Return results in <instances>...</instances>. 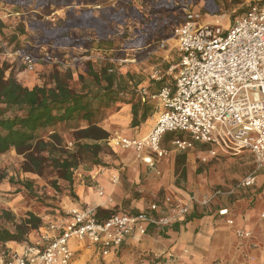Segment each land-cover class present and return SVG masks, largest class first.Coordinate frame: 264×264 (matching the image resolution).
Listing matches in <instances>:
<instances>
[{
    "label": "rangeland",
    "instance_id": "1",
    "mask_svg": "<svg viewBox=\"0 0 264 264\" xmlns=\"http://www.w3.org/2000/svg\"><path fill=\"white\" fill-rule=\"evenodd\" d=\"M216 1L221 7L218 14L205 13L208 7L205 0H73L69 4L52 6H39L36 2L18 6L8 3L6 0H0V66L6 69L7 78L13 76L23 86L28 80L30 86L34 85V87L51 85V76L55 71L62 73L70 71L72 88L77 91L85 88L94 89L98 85L94 76L89 73V69L100 74L104 68H113L121 75L130 73L132 75V80L128 81L130 90L150 87L151 83L155 81L152 76L158 71L161 72V80L166 79L162 86L165 84L173 86L174 72H170V69L178 63L179 56L174 48L175 42L171 39V32L163 31L167 25L176 22L188 8L201 11L205 22L218 21L224 28H227L240 15L238 14L240 10L244 9L245 11L250 4L259 3L262 0ZM85 11L92 12L93 17L102 22L107 30L105 37L99 36L100 28H73V36L85 41L81 47H55L41 42V36L46 30L56 29L71 17L82 16ZM21 29L24 30L22 35L19 34ZM13 36L18 37L19 43L24 42L25 39L27 41L25 45L35 50L34 52L41 54L46 51L63 61L64 64L43 63L39 65L35 73H27L19 61L7 57L3 53L1 44H8ZM144 37L147 38V41L142 44L143 46L126 48L134 40ZM153 38L169 40L167 49L155 50ZM102 40L113 44V52L109 53L113 58H106V56L100 58L98 56L101 54L97 53L90 56L92 53H90L91 42L94 45ZM121 60L125 62L121 64ZM136 83H139L137 87H135ZM101 85H105L104 82H101ZM130 98L128 96L125 100L128 101ZM124 107L119 106L118 103L112 104L110 108L103 109L100 113V126L104 128L107 122L113 125L110 132L108 131L110 133L109 140L117 136H128L123 131L125 127L118 122H112L113 117H111L121 112ZM154 115L149 118L148 125L153 124ZM145 124L147 125V123ZM81 125L86 126L85 123ZM58 128L68 145L67 148L73 149L75 143L73 128L66 125H60ZM175 136L169 134L164 138L163 146L168 151H172L171 142ZM182 156L185 158L183 159ZM138 158V155L133 151L113 149L108 146L101 154L104 166L93 167L90 170H86L85 166H80L74 173L73 183L70 184L61 179L50 167L40 175L26 172L22 168L24 155L13 149L0 156V210L10 211L17 222L27 219L30 213L42 219V227L38 231H31L28 235L31 243H35L42 237V228L48 223L44 222L48 220L46 216L49 215V212L55 208L66 212L74 206L85 207L89 203L83 201L81 197L89 191L103 199V204L97 209H107L105 211L109 214L124 210L135 211L136 209L146 211L151 203L160 201L164 197L165 188L162 183L168 179L167 166L173 159V154L169 152L162 158V161L154 167L156 169L144 168ZM179 159L181 160V170L179 167V172H177L180 176L179 179L182 178V170H184L186 179L190 177L192 182L203 179L208 185L223 193L212 199L210 204L205 207L194 206L199 209L196 212L198 215L202 211L206 213L215 209L220 201L221 203L224 200L227 201L229 197L226 193L231 188L236 189V192L244 196L245 193L243 189H239L242 188L239 187V184L246 175L255 169L254 161L249 154L225 157L220 161L202 165L197 159L196 151H191L185 154L180 153L175 158V174ZM192 166H197V169L193 171ZM259 174L258 172L257 176ZM29 182L32 184L31 189L25 185ZM178 182L176 181L175 184ZM214 191L212 189L204 196H208ZM100 192H103V196L99 195ZM214 202L216 206L213 205ZM52 219L54 217L49 218V220ZM5 225L11 227L9 223ZM23 245L17 244L13 250L0 243V254L8 250L20 252V247ZM74 247L73 264H151V257L156 254L139 251L137 258L131 259L124 257L120 252L118 255L115 253L112 256L103 257L94 251L88 243H80ZM148 255L151 256L149 260L145 261ZM215 263H220V261Z\"/></svg>",
    "mask_w": 264,
    "mask_h": 264
},
{
    "label": "built area",
    "instance_id": "2",
    "mask_svg": "<svg viewBox=\"0 0 264 264\" xmlns=\"http://www.w3.org/2000/svg\"><path fill=\"white\" fill-rule=\"evenodd\" d=\"M171 39L179 56L170 69L174 85L165 84L152 94L141 90L143 103L160 104L151 130L144 136L111 138V147L133 151L152 169L156 159L169 153L163 146L169 134L176 135L171 142L173 152L196 151L202 165L249 154L255 169L239 187L254 186L257 173L264 171V2L250 4L227 28L218 21L205 22L199 10H186ZM168 44L169 40L156 41L154 49L166 50ZM1 47L27 73H35L43 63L64 64L46 51L10 50L3 43ZM161 78L160 71L152 76L155 81ZM221 194L215 190L201 199L192 195L188 203L167 196L163 203H151L141 213L113 212L102 221L96 217L97 208L74 206L45 225L35 243L24 244L20 252L3 251L0 264H72V243H88L99 255L109 257L131 237H144L151 229L160 232L183 222L194 206L205 207ZM219 215L227 216L228 211L221 210ZM227 224L233 226L234 221L227 220ZM236 235L241 240L252 238V233L243 229ZM150 262L184 264L171 251L153 254Z\"/></svg>",
    "mask_w": 264,
    "mask_h": 264
},
{
    "label": "trees",
    "instance_id": "3",
    "mask_svg": "<svg viewBox=\"0 0 264 264\" xmlns=\"http://www.w3.org/2000/svg\"><path fill=\"white\" fill-rule=\"evenodd\" d=\"M73 0H6V2L18 6H26L36 2L39 6H52L69 4ZM208 7L205 13L218 14L221 7L216 0H205ZM264 0L259 3H263ZM193 10V9H185ZM248 10L242 9L238 12L235 20ZM243 11V12H242ZM19 12V11H17ZM205 15V14H204ZM185 19V12L173 24L167 25L164 32L172 30L180 25ZM234 20V21H235ZM73 28H100L99 36L105 37L107 30L98 19H95L92 12L85 11L82 16L71 17L56 29L46 30L41 36L43 44H51L57 47H81L85 43L83 39L75 38L72 34ZM20 35L24 34L21 29ZM165 39V38H164ZM160 38H153L154 43ZM24 42L19 43L18 37L13 36L7 46L10 50L17 48L30 49ZM147 38L134 40L129 47H141ZM148 43V42H147ZM24 44V45H23ZM92 46V47H91ZM113 44L109 41H100L93 45L91 42L90 53L101 54L106 58H113L109 54L113 52ZM98 87L94 89H83L77 91L70 85L72 74L70 71H55L51 76V85L35 86L28 88L18 82L13 76L6 77V69L0 66V156L15 149L24 155L22 168L26 172L42 174L48 167L52 168L58 176L73 183L74 173L80 166L86 170L93 167L104 166L101 154L108 146L110 133L100 126V113L108 109L112 104L119 106L132 105V127H138L146 123L154 115L155 107L150 101L142 102L141 90H130L128 81L132 75L118 74L113 68H104L99 73H94ZM166 79L153 81L146 90L155 93L165 83ZM104 82L105 85H101ZM137 87L139 83L135 84ZM131 98L126 101L125 99ZM85 123L86 126L81 124ZM66 125L74 130V147L68 149V145L60 132L58 126ZM185 157H183L184 159ZM185 173V171H183ZM31 189L32 184H25ZM52 217L64 215L61 209H53L49 212ZM109 213L103 209H97L96 217L105 220ZM201 215L191 213L187 221ZM11 224L7 227L5 224ZM43 225L42 219L30 213L27 219L17 222L13 214L8 210H0V243L32 244L28 235L33 230H39ZM151 255L146 257L149 260Z\"/></svg>",
    "mask_w": 264,
    "mask_h": 264
},
{
    "label": "crops",
    "instance_id": "4",
    "mask_svg": "<svg viewBox=\"0 0 264 264\" xmlns=\"http://www.w3.org/2000/svg\"><path fill=\"white\" fill-rule=\"evenodd\" d=\"M24 85L29 88L34 87V85L30 86L29 80ZM150 103L155 107L154 116H156L160 104L151 100ZM111 117H113L112 122H118L125 127L123 131L128 136H144L153 126V124L148 125V120L146 122L148 126L143 123L138 127H132L133 115L131 105H126L122 108L121 112ZM112 126L111 123L107 122L104 128L110 132ZM169 152L173 154V159H171L167 166L168 179L162 183V186L165 188L164 197L156 202L163 203L164 199L169 196L188 203L192 195L202 197L212 189L216 190V188L208 185L203 179L196 182H192L190 177L186 179V171L183 173L182 178L179 179L180 176L177 172H179V167L181 170V160L179 159V164H176V174L174 164L175 158L180 154L177 155L173 151ZM138 159H140L144 168L152 169L149 165L143 163L140 157ZM161 161L162 159H156L155 166ZM192 169L193 171L196 170L197 166H192ZM192 172L190 173L191 175ZM259 173L254 186L239 188L243 189L244 196L236 192V189L231 188L226 193L229 199L227 201L224 200L222 203L220 201L221 204L219 203L215 209L206 213L202 211L199 214L201 217H196L189 221H187V217L185 221L177 223L164 231L150 230L151 232L149 231L148 235L144 237L135 235L128 239L116 254L118 255L121 252L124 257L134 259L137 258L139 251L146 254L172 251L178 256L179 261L184 264H214L217 261L230 264H264V171H260ZM176 181L179 182L175 184ZM81 198L83 201L89 203L85 207L98 208L103 204V199L90 191L89 193H85V195L83 194ZM213 205H215V202ZM224 209L228 211V215H219V212ZM198 210L197 207H193L191 213H196ZM143 211L136 209L135 211L124 210L117 213L138 214ZM46 218L48 220L44 222L45 224L54 220H49V218H53L50 215L46 216ZM227 220H233L234 225H228ZM42 229L45 230V228ZM238 229L251 232L252 238L240 241L236 235ZM6 245L9 249L13 250L17 246L15 243H7ZM72 246H77V244L72 243Z\"/></svg>",
    "mask_w": 264,
    "mask_h": 264
}]
</instances>
